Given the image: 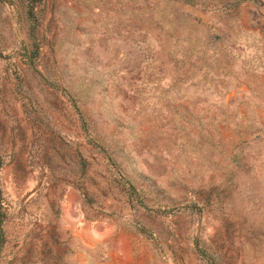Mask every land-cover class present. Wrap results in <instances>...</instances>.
I'll return each instance as SVG.
<instances>
[{
	"label": "rangeland",
	"instance_id": "rangeland-1",
	"mask_svg": "<svg viewBox=\"0 0 264 264\" xmlns=\"http://www.w3.org/2000/svg\"><path fill=\"white\" fill-rule=\"evenodd\" d=\"M0 264H264V0H0Z\"/></svg>",
	"mask_w": 264,
	"mask_h": 264
}]
</instances>
